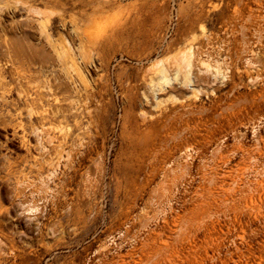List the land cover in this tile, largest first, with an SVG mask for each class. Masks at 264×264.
Wrapping results in <instances>:
<instances>
[{"label": "rangeland", "instance_id": "rangeland-1", "mask_svg": "<svg viewBox=\"0 0 264 264\" xmlns=\"http://www.w3.org/2000/svg\"><path fill=\"white\" fill-rule=\"evenodd\" d=\"M0 264H264V0H0Z\"/></svg>", "mask_w": 264, "mask_h": 264}, {"label": "bare ground", "instance_id": "bare-ground-1", "mask_svg": "<svg viewBox=\"0 0 264 264\" xmlns=\"http://www.w3.org/2000/svg\"><path fill=\"white\" fill-rule=\"evenodd\" d=\"M92 29V28H89V30ZM41 31L44 32V25L41 26ZM91 31V30H90ZM92 32V31H91ZM67 55V54H66Z\"/></svg>", "mask_w": 264, "mask_h": 264}]
</instances>
